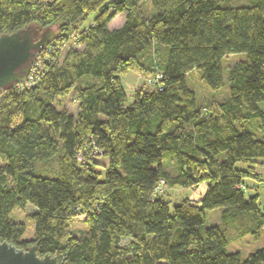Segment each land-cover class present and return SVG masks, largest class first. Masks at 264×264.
Instances as JSON below:
<instances>
[{
  "label": "trees",
  "instance_id": "1",
  "mask_svg": "<svg viewBox=\"0 0 264 264\" xmlns=\"http://www.w3.org/2000/svg\"><path fill=\"white\" fill-rule=\"evenodd\" d=\"M119 14L124 24L111 28ZM30 24L54 27L68 47L61 64L43 63L36 86L0 95V239L65 264H264V245L246 258L228 251L264 234V203L245 194L264 159V0H0V35ZM229 55L242 57L225 68ZM194 70L213 90L227 71L229 96L202 105ZM130 71L154 76L131 100ZM70 95L76 116L52 103ZM202 183L199 202L171 209L161 197ZM27 205L32 241L13 219ZM218 208L221 223L207 226ZM78 216L81 236L71 230Z\"/></svg>",
  "mask_w": 264,
  "mask_h": 264
},
{
  "label": "rangeland",
  "instance_id": "2",
  "mask_svg": "<svg viewBox=\"0 0 264 264\" xmlns=\"http://www.w3.org/2000/svg\"><path fill=\"white\" fill-rule=\"evenodd\" d=\"M45 1H51V0H45ZM232 2L237 5H242L249 3L250 0H232ZM142 10L145 14L149 15V13L152 12V4L150 2L145 3L142 6ZM125 19H126V14L117 15L110 23V27L111 28L121 27L124 24ZM58 38H56V40L53 41L51 44H56V43L59 44V42H57ZM67 47L68 46L61 47V49L57 51V54H53L50 52V50L47 51L46 49H44L43 52H45V50L46 52L44 53L43 57H45V55L59 56L60 64H61L64 59L63 54ZM241 57H242L241 55L227 56L224 60L225 68L232 66ZM122 78H123V84L126 87V91L128 93L129 98L135 92V90H137V88L141 86H144L146 88H153L152 85L154 81V76H145L143 75V73L140 74L136 71H130L129 73L125 74ZM224 80L225 83L223 88H221L220 90H213L206 84V82L203 80L198 70H194L192 71V73L188 75L189 86L196 91L199 102L205 106L215 102L223 101L229 96L230 90H229L227 71L224 74ZM52 103L58 111L64 112L69 115L76 116L79 110V104L74 100L73 95L67 97H55L53 98ZM260 108L264 111V103L260 104ZM93 161L96 163V168L100 172L105 171L106 168L105 166L107 164V161L102 157L101 153L98 154L95 153ZM261 161H264V159H262ZM45 166H51V164L48 165L46 164ZM165 166H166L165 168L168 171H170L171 174L175 175L177 173L176 163L173 158L168 157L165 160ZM258 166L259 164L256 165V172L259 176L257 170ZM260 166L263 165L261 164ZM238 167L246 168L247 165L239 164ZM245 182H246V189H245L246 196L249 198L252 196L259 195L260 202L264 203V181H259L254 178H248L246 179ZM206 192H207V184L202 183L197 187L185 188V189L167 187L162 193L161 197L164 198L169 203L170 208L173 209L175 205L180 204L183 200L186 199L199 202L200 200L203 199ZM221 212L222 210L220 208L208 211L207 226L221 223ZM35 213H36V208L32 205H27L24 209H16L13 212V219L15 220V222L24 223L27 228V231L25 235L21 238V240L24 241L34 240L35 225L34 223H32L31 216ZM71 230L78 236H81L83 233L86 232L87 227L84 222L83 216H78L72 221ZM263 245H264V234L259 238L248 236L244 239L233 241L232 244L228 246V251L229 252L238 251L242 254L243 258H246L249 254L257 251Z\"/></svg>",
  "mask_w": 264,
  "mask_h": 264
},
{
  "label": "water",
  "instance_id": "3",
  "mask_svg": "<svg viewBox=\"0 0 264 264\" xmlns=\"http://www.w3.org/2000/svg\"><path fill=\"white\" fill-rule=\"evenodd\" d=\"M54 27L42 28L30 24L12 33L0 35V94L19 83L26 82L39 55L56 38ZM0 264H65L56 256L39 255L37 246L27 249L0 239Z\"/></svg>",
  "mask_w": 264,
  "mask_h": 264
},
{
  "label": "built area",
  "instance_id": "4",
  "mask_svg": "<svg viewBox=\"0 0 264 264\" xmlns=\"http://www.w3.org/2000/svg\"><path fill=\"white\" fill-rule=\"evenodd\" d=\"M71 36L73 37V39L76 37L74 33ZM67 43L68 42L63 43V46H68ZM63 46H60V45H57V44H53V45L48 46L46 48V50L47 51L50 50L51 53L57 54V51L59 49H61V47H63ZM46 50H45V52H46ZM45 52H42L39 55L38 59L33 64L32 69L30 71V74H29L26 82L19 83V84L15 85L13 88H18L20 90H23L25 88H32V87H34V86H36L38 84L39 79H40V77L42 75L41 66L43 65V63L44 62H49V61H52V60L55 59L54 58L55 55L54 56L45 55V57H43ZM161 77L162 76L160 75L159 78H161ZM80 159H82L81 155H80ZM165 185H166V182L164 180L161 181L160 185L157 187V191L161 192L163 190V188L165 187Z\"/></svg>",
  "mask_w": 264,
  "mask_h": 264
},
{
  "label": "crops",
  "instance_id": "5",
  "mask_svg": "<svg viewBox=\"0 0 264 264\" xmlns=\"http://www.w3.org/2000/svg\"><path fill=\"white\" fill-rule=\"evenodd\" d=\"M263 166H260V165ZM261 164L258 166L257 170L259 173V181H264V161H261Z\"/></svg>",
  "mask_w": 264,
  "mask_h": 264
}]
</instances>
